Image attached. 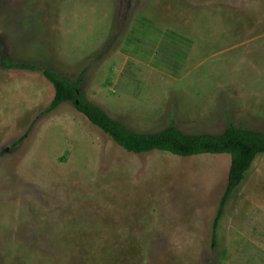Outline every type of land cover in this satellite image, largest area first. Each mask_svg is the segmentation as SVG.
Masks as SVG:
<instances>
[{
  "label": "rangeland",
  "instance_id": "374dc122",
  "mask_svg": "<svg viewBox=\"0 0 264 264\" xmlns=\"http://www.w3.org/2000/svg\"><path fill=\"white\" fill-rule=\"evenodd\" d=\"M42 69L133 132L264 133V0H0V264H264V155L213 247L229 156L127 153Z\"/></svg>",
  "mask_w": 264,
  "mask_h": 264
},
{
  "label": "trees",
  "instance_id": "16d2710c",
  "mask_svg": "<svg viewBox=\"0 0 264 264\" xmlns=\"http://www.w3.org/2000/svg\"><path fill=\"white\" fill-rule=\"evenodd\" d=\"M17 68L36 70L26 65H19ZM40 72L54 90V97L45 111L46 114L53 112L61 104L71 103L92 126L127 153L144 155L160 152L180 158H192L205 154L228 155L230 165L227 185L212 223L211 239L215 247L218 226L226 203L244 181L256 157L264 155V133L238 129L233 125L228 126L220 135L185 134L174 126H169L158 133L133 132L83 97L81 78L75 81L70 80L50 69H42Z\"/></svg>",
  "mask_w": 264,
  "mask_h": 264
},
{
  "label": "water",
  "instance_id": "95a60500",
  "mask_svg": "<svg viewBox=\"0 0 264 264\" xmlns=\"http://www.w3.org/2000/svg\"><path fill=\"white\" fill-rule=\"evenodd\" d=\"M76 104H78V102H76Z\"/></svg>",
  "mask_w": 264,
  "mask_h": 264
}]
</instances>
